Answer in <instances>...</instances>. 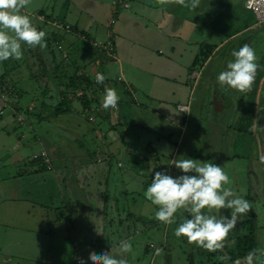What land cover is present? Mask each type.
I'll use <instances>...</instances> for the list:
<instances>
[{
	"label": "crops",
	"instance_id": "1",
	"mask_svg": "<svg viewBox=\"0 0 264 264\" xmlns=\"http://www.w3.org/2000/svg\"><path fill=\"white\" fill-rule=\"evenodd\" d=\"M22 11L46 33L47 47L23 50V61L0 62V76L6 66L3 84L10 92L4 100L8 107L0 114V264H77L81 258L91 264L89 253L102 251L127 260L130 252L119 251L124 240L141 254L142 264L151 247L145 233L155 229L154 217L144 210L145 223L137 204H132V214L126 200L118 208L130 190L117 177L151 182L164 168L158 159L167 154L158 148L164 142L173 148L174 158L164 168L173 177L184 173L170 165L172 159L213 162L208 137L215 133L219 143L232 137L238 153L226 151L223 159L248 157L256 119L259 143H264V22L241 0H200L194 10L174 0L163 5L159 0H31ZM107 41L112 44L109 53L94 46ZM245 44L255 50L259 68L252 90L241 93L221 85L217 77L233 60L232 51ZM15 71L24 72L33 87L24 84L27 91L18 92L16 78L23 76ZM95 72L106 77L103 84L96 83ZM78 76L93 84L80 96L83 86L74 84L73 89L70 82ZM105 87L116 90L117 108L102 107ZM63 93L67 111L53 116ZM20 94L29 96L27 103L19 102ZM214 95L225 100L216 112L208 104ZM204 102L215 122L217 116L227 122L216 129L210 119L203 122ZM230 117L234 128L228 125ZM31 118L36 128L44 127L42 132ZM166 127L181 135L185 147L172 143L170 133L164 135ZM262 143L258 160L264 169ZM32 145L38 151H31ZM63 148L67 154L60 156ZM148 150L154 157H147ZM227 187L235 191V186ZM220 211L230 216L226 209ZM185 215L178 211L173 225ZM163 230L166 235L152 246L150 259L165 251V264H188V256L194 263V253L184 250L193 243L178 238L172 225ZM233 237L229 234L225 242ZM199 254L213 264L216 252Z\"/></svg>",
	"mask_w": 264,
	"mask_h": 264
},
{
	"label": "clouds",
	"instance_id": "2",
	"mask_svg": "<svg viewBox=\"0 0 264 264\" xmlns=\"http://www.w3.org/2000/svg\"><path fill=\"white\" fill-rule=\"evenodd\" d=\"M163 4L172 0H159ZM176 4L194 10L200 0H174ZM31 0H0V62L9 59H22V45L46 48V33L33 24L30 17L23 13ZM234 58L226 65L217 77L218 83L241 93L250 92L259 68L255 50L248 44L231 53ZM106 77L97 73V84H103ZM120 97L114 88L105 87L102 107L117 108ZM264 160V157L261 158ZM183 175L173 177L166 171H156L151 184L145 192V198L152 205L158 206L155 218L165 224L175 223V214L183 211L187 215L175 228L174 234L179 238L186 237L189 243L209 252H221L230 232L236 227L238 219L251 210L249 201L235 196L230 184L229 175L218 164L192 158L172 160ZM188 173H194L188 175ZM221 209L230 210V216L221 214ZM218 213V214H214ZM190 217V218H188ZM121 254L132 251L129 241L120 242ZM91 264H127V260L110 251H102L97 255L90 252ZM222 264L231 259L227 254L217 257ZM80 264H84L83 258ZM233 264H264V247L248 251L243 261L237 259Z\"/></svg>",
	"mask_w": 264,
	"mask_h": 264
},
{
	"label": "rangeland",
	"instance_id": "3",
	"mask_svg": "<svg viewBox=\"0 0 264 264\" xmlns=\"http://www.w3.org/2000/svg\"><path fill=\"white\" fill-rule=\"evenodd\" d=\"M22 49L24 51L25 50H31V47L27 46V48H26V45H22ZM24 51H23L22 59H19V60H22V61L24 60V57H25ZM26 57H27V55H26ZM232 59H234V58L232 57ZM14 60L19 61L17 59H14ZM11 66L12 65H10V67ZM16 72H18V71H15V73ZM19 74H21L23 76V78H20L19 76H17V78H16V81L18 82V89H19L18 92H23V91L25 92V91H27L25 89L26 87H28V89L33 87L32 81L29 78L25 77L24 72H21ZM24 84L26 85V87H24ZM221 89H224V87H221ZM227 90H228V88L226 89V92H227ZM212 97L208 98V104L209 105H211L210 100L212 102ZM6 99L9 100V97H7ZM28 99H29L28 95L20 94L19 102L20 103H27ZM41 99L45 100L46 96L44 98H41ZM208 104L206 102H204V107H203L202 112L199 115V118L201 117L203 122H204V120L210 119L209 122H212L213 126L216 129L217 128L216 126H220V123H222V122H227V119L224 121L222 119V117L220 118L217 116V122H215L213 120V118H211L212 113L210 112V106L208 107ZM230 111H232V110H230ZM225 112H227V111H225ZM142 114H144V113H142ZM218 114H219V112H218ZM255 117H257V113L255 114ZM214 119H216V118H214ZM256 120H255L254 126H252L251 135H252L254 141L251 144V146H250L251 148L248 151V153H249L247 155L248 157L240 158V157L235 156V157H232L230 161H227L226 159H223V157L228 155V153L230 155L231 154H236V155L238 154L235 151L233 152V143H234L233 138L230 137V139H227V138L223 137V139L220 140V143H219V138H217V133H215L214 135L212 134L211 137H208V138H209V142L211 143L210 147L212 149V154L210 156H211V158H213V162H211V161L210 162L220 165L225 170V172L229 175L230 184L227 186H231V187L235 186V191H234L235 196H241L244 199H245V196L249 198V200H247V201H249V203L251 205V210L249 212L252 213V215L254 217V221H255V226L257 227L256 234H255L256 248H262V247H264V174H263V169H262L260 162L258 160V158H259L258 151H259V144L260 143H259V138L257 135ZM228 121H229L228 125L233 127L232 125L234 123H233L232 117L228 118ZM30 122H32V126L35 128V130H37L38 133H40L44 130V127L36 128L35 119L31 118ZM164 130L166 131V132L163 131L165 136L167 135V133L171 134L170 140L172 143H176V145L181 144L182 147H185L186 144L183 141H181V135L179 133H177L175 129H173V128L169 129L166 127V128H164ZM204 130H205V126H204ZM227 143H228V145L226 146ZM160 145L161 146L158 148H160L161 150L163 149L164 152L167 153L166 156L164 155L163 157L162 156L158 157L159 161L162 163L163 167L165 168V167H168L170 157L174 158V155L172 154L173 148L171 146L168 147L166 142L161 143ZM223 145L226 147H223ZM262 145H261L262 148L260 147V150H261L263 157H264V145L263 146ZM38 148L39 147L37 145H32L31 151H38ZM73 149L76 153L79 152V147H74ZM151 149H152V146H151ZM189 149H190V147H189ZM27 150H30V149H27ZM58 152L60 153V156H64L66 150H65V148H63V149L59 150ZM158 153H160V152L158 151ZM66 154H67V152H66ZM154 154L155 153L152 152L151 150L150 151L148 150L146 153L147 157H154ZM168 154H169V157H168ZM172 160H175V159H172ZM176 160H178V159H176ZM261 164L263 165V160H262ZM113 166H115V165L113 164ZM164 168H161V171H164L165 170ZM112 169H113V167H112ZM123 170H124V168L120 169V171H122V172H123ZM122 177H123L122 181L119 180V177H117L119 184L121 186H127V188H129L130 192L127 193L128 195H126V196L124 195V200L122 198H120L121 202L118 203V208H120V205L124 204L125 200H126L127 204H129L128 206H130L129 209H131L130 211L132 212V214H134V212H135V210H134L135 206L133 207L132 204H134V203L137 204L138 211H139L138 215L145 216L144 218H141V220H143L145 223L147 220L146 215H145V211H149L150 215L152 217H154L155 229H153V230L148 229L149 232L145 233L146 235H148V239L146 242L148 244H150L151 247L147 248L149 251H147V253L145 254V258H144L145 262H143L142 264H165V263H167L166 262L167 256H166L165 251H159V253H157L156 257L150 259V256L152 255V246H158V244L161 243L159 240H160L161 236L163 237V233H164L163 229H164V225H165V223L160 222L155 218L154 213L156 210H158V206L152 205L151 202L145 198L146 189L151 184V182H148L147 180L146 181L141 180L140 184H137L136 182L133 181V179L131 180L130 178L125 177V176H122ZM141 177H143V176H141ZM237 186H239V188ZM248 186H251V187H248ZM131 190H132V193H131ZM113 205H114V202H113ZM108 210L110 211V207ZM120 211H121V209L118 210V212H120ZM227 211L229 212L228 214H230V210H227ZM249 212L246 215H242L238 219V222L239 221L241 222L247 216H249V214H250ZM108 213L109 212H107L106 215ZM110 213L111 214H109V218L112 219V212H110ZM214 214H217V213H214ZM224 215H226V214L224 213ZM114 218H115V216H114ZM110 219L108 222L110 224L111 230L113 231V226H112ZM30 225H32V223ZM171 225L174 228H176V227H178L179 224L176 226L173 224H171ZM244 232H245L244 228L239 225L237 230L233 233H230V235H234V237H236V236L243 235ZM165 235H166V233H164V236ZM167 237L169 240V237H170L169 233H167ZM231 246H232L231 240H230V242H225L226 248H229ZM184 250L186 252L192 251L194 253V255H195L194 261L195 262L193 264H211V262L208 261V260H210L208 256L203 255L201 257L200 254L197 255V253L204 250V248L198 247L195 243H193V247H191V248L185 247ZM222 254H224V252ZM51 255H54V254L51 253ZM37 256H38V254H37ZM217 257H212V258H214L213 264H217V263L222 264V262L219 261L217 259ZM141 259H142L141 254H138V253H135L134 251H131L129 253L128 258H127V260L129 261V262H127V264H140ZM149 259H150V261H149ZM137 260H138V263L136 262ZM241 261H243V260H241ZM227 264H233V262L230 263L228 261Z\"/></svg>",
	"mask_w": 264,
	"mask_h": 264
},
{
	"label": "trees",
	"instance_id": "4",
	"mask_svg": "<svg viewBox=\"0 0 264 264\" xmlns=\"http://www.w3.org/2000/svg\"><path fill=\"white\" fill-rule=\"evenodd\" d=\"M4 68V67H3ZM6 69V66L5 68ZM3 69V74L0 76V92L3 93H10L8 92L9 89L6 85H4V77L7 76L6 72ZM71 87L74 89V84L76 85H82L81 91L83 92V88L89 89L93 84H89V82L83 78H73L71 81ZM76 87V86H75ZM58 104L53 110V116L55 115H62L64 112L67 111L66 103H67V95L65 93L60 94L58 98ZM39 160V159H36ZM249 216H247L244 220L240 222V226L244 228V234L240 236L233 237L231 239V247L225 248L224 252L231 257L229 260L230 263L234 262L237 259L243 260V258L246 256L249 250L256 248V240H255V234H256V226L254 217L251 212H249ZM224 253V254H225ZM212 255V254H211ZM220 252H216V254H213L212 257L220 256ZM211 257V256H210ZM192 257L188 256V264H193ZM220 264V263H217Z\"/></svg>",
	"mask_w": 264,
	"mask_h": 264
},
{
	"label": "built area",
	"instance_id": "5",
	"mask_svg": "<svg viewBox=\"0 0 264 264\" xmlns=\"http://www.w3.org/2000/svg\"><path fill=\"white\" fill-rule=\"evenodd\" d=\"M243 3V6L248 9L256 18L258 22H264V0H241ZM124 7H126V4H124ZM94 46L97 48V50H103L109 53L112 48V44L107 41L104 44H94ZM99 72L94 73V78L96 77V74ZM101 92V90L99 91ZM82 91H79L77 95L80 96ZM6 94L3 92H0V114L6 109L8 106L5 104L4 100H6ZM180 109H183V107H180ZM77 264H80V262H77Z\"/></svg>",
	"mask_w": 264,
	"mask_h": 264
},
{
	"label": "water",
	"instance_id": "6",
	"mask_svg": "<svg viewBox=\"0 0 264 264\" xmlns=\"http://www.w3.org/2000/svg\"><path fill=\"white\" fill-rule=\"evenodd\" d=\"M221 104H222V101L217 96L214 95L212 97V102H211V106H212L213 112H216L219 109V107H222ZM263 115H264V111H263ZM257 132L259 133V125H258V122H257ZM260 143H262V142L260 141ZM262 144L264 145V143H262Z\"/></svg>",
	"mask_w": 264,
	"mask_h": 264
},
{
	"label": "flooded vegetation",
	"instance_id": "7",
	"mask_svg": "<svg viewBox=\"0 0 264 264\" xmlns=\"http://www.w3.org/2000/svg\"><path fill=\"white\" fill-rule=\"evenodd\" d=\"M219 98L221 99V101H223V100H222V99H223V96H220ZM223 102H224V101H223ZM230 105H231V104H229V105H227V106H224V107L227 108V107H230Z\"/></svg>",
	"mask_w": 264,
	"mask_h": 264
}]
</instances>
